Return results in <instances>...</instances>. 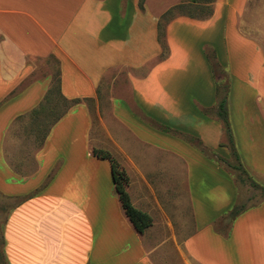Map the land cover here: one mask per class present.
I'll use <instances>...</instances> for the list:
<instances>
[{
	"label": "crops",
	"instance_id": "crops-1",
	"mask_svg": "<svg viewBox=\"0 0 264 264\" xmlns=\"http://www.w3.org/2000/svg\"><path fill=\"white\" fill-rule=\"evenodd\" d=\"M95 148L127 171L144 232ZM231 169L263 191L264 2L0 0L7 264H264V201L231 220Z\"/></svg>",
	"mask_w": 264,
	"mask_h": 264
},
{
	"label": "trees",
	"instance_id": "trees-1",
	"mask_svg": "<svg viewBox=\"0 0 264 264\" xmlns=\"http://www.w3.org/2000/svg\"><path fill=\"white\" fill-rule=\"evenodd\" d=\"M190 2L195 3L197 0H189ZM175 9L173 8L172 10L168 11L162 19L168 18L169 15L173 13ZM208 12H211L208 11ZM59 79L56 78V84H54V87L52 89V95H58L59 94ZM78 101V100H75ZM218 115L220 119L224 122L226 134L228 137V144L233 147L234 149V138L232 136V131H231V126H230V121H229V113H228V101L227 97H223L222 100L220 101L219 107H218ZM235 151V150H233ZM236 153V152H234ZM94 155L97 156L98 158L102 159H107L110 161L111 166H112V175H113V180L116 186V190L118 192L120 201L122 203V206L124 208V211L130 221L133 223L135 228L139 232H144L146 229H148L152 224H153V218L151 215L148 213L138 209L137 207L134 206V204L131 201L130 194L127 190V187L130 183V177L127 173V171L123 168V166L120 164V162L113 156V154L105 149H94ZM238 156V155H236ZM233 167L237 168H242L239 167V165H234ZM253 185L255 187H258V184L253 182ZM264 192V188H263ZM246 209L244 204L238 205L235 208L232 209L230 213V219L234 220L236 217H238L244 210ZM5 257V254H1L0 252V264H7L6 261L2 262V257Z\"/></svg>",
	"mask_w": 264,
	"mask_h": 264
},
{
	"label": "rangeland",
	"instance_id": "rangeland-1",
	"mask_svg": "<svg viewBox=\"0 0 264 264\" xmlns=\"http://www.w3.org/2000/svg\"><path fill=\"white\" fill-rule=\"evenodd\" d=\"M264 2V0H253V5L256 3H261ZM192 3H189V10L188 12L194 8V4L191 5ZM186 11L187 9L185 7H183V9H175L173 11V13L171 15H176L178 13H180L181 11ZM169 15V16H171ZM165 20H162V23L160 24V31L161 34H163V25H164ZM45 62L50 63L52 69L54 70V76H56L57 74V65L55 64V61L53 58H48V60L46 59ZM227 80V79H225ZM92 105V104H91ZM97 103L94 102L92 107H93V112H94V117H95V124L94 127H99L101 126V122L99 120V116H98V108H97ZM101 109V114H103V110L106 111L108 113V111L106 109H108L106 106H102ZM231 124V123H230ZM231 126V125H230ZM226 132V131H225ZM229 146V144H228ZM230 149V146L228 147ZM117 156V154H115ZM118 158L120 156H117ZM120 159V158H119ZM237 169V168H236ZM232 170V169H231ZM234 175L236 176L238 185H239V189H240V200H242V202H244L245 207H250V206H254L257 205L259 203H261L262 201H264V192L261 191L260 189L254 187V186H250V178L246 175V173L244 174V172H239L237 170H232ZM242 171V170H241ZM5 219V216L2 217V219H0V252L1 254H5L4 253V245H3V241H2V234H1V224H3V221ZM6 261V256L2 257V262Z\"/></svg>",
	"mask_w": 264,
	"mask_h": 264
}]
</instances>
